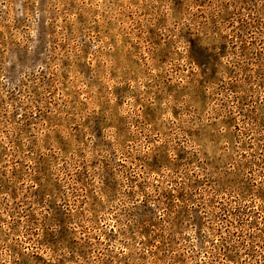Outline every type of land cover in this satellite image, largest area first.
<instances>
[{"label":"rangeland","instance_id":"374dc122","mask_svg":"<svg viewBox=\"0 0 264 264\" xmlns=\"http://www.w3.org/2000/svg\"><path fill=\"white\" fill-rule=\"evenodd\" d=\"M0 264H264V0H0Z\"/></svg>","mask_w":264,"mask_h":264}]
</instances>
